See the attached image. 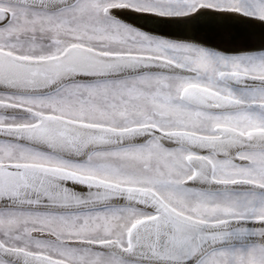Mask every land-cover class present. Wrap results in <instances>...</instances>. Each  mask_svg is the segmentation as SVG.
I'll use <instances>...</instances> for the list:
<instances>
[{
  "label": "snow or ice",
  "instance_id": "1",
  "mask_svg": "<svg viewBox=\"0 0 264 264\" xmlns=\"http://www.w3.org/2000/svg\"><path fill=\"white\" fill-rule=\"evenodd\" d=\"M0 264H264V0H0Z\"/></svg>",
  "mask_w": 264,
  "mask_h": 264
},
{
  "label": "bare ground",
  "instance_id": "2",
  "mask_svg": "<svg viewBox=\"0 0 264 264\" xmlns=\"http://www.w3.org/2000/svg\"><path fill=\"white\" fill-rule=\"evenodd\" d=\"M254 33V38H260V32L258 29H254V30H250ZM201 35H206L207 38L212 42V41H220L221 39H225V38H229V41H224L222 43H220L219 45H217L218 47H222V48H230L232 47V41H235L236 45H239L241 43H244L245 41L243 40V38L241 36H239L238 33H231V32H224V31H220V32H216L214 35L212 34H205V33H200ZM256 41L258 42L259 40L256 39Z\"/></svg>",
  "mask_w": 264,
  "mask_h": 264
},
{
  "label": "water",
  "instance_id": "3",
  "mask_svg": "<svg viewBox=\"0 0 264 264\" xmlns=\"http://www.w3.org/2000/svg\"><path fill=\"white\" fill-rule=\"evenodd\" d=\"M141 23H143V22H141ZM147 27H157V26H154V25H151V24H148L147 25ZM160 30H163V31H167V32H175L176 30L175 29H172V28H161ZM220 31H224V32H231V33H238L239 34V36H241L242 37V34H241V32H240V30L239 29H236V28H232V27H225V28H223V29H220V30H205V31H203V32H201V33H205V34H212L213 33V35L216 33V32H220ZM257 40H259V38H256ZM255 39V40H256ZM230 40V37L229 38H225V39H221L220 41H212V43L215 45V46H217V45H219L220 43H222V42H224V41H229ZM259 42V41H258Z\"/></svg>",
  "mask_w": 264,
  "mask_h": 264
}]
</instances>
